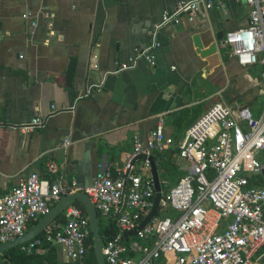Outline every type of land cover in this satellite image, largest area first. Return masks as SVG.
Wrapping results in <instances>:
<instances>
[{"label": "crops", "instance_id": "1", "mask_svg": "<svg viewBox=\"0 0 264 264\" xmlns=\"http://www.w3.org/2000/svg\"><path fill=\"white\" fill-rule=\"evenodd\" d=\"M178 1L0 0V195L29 174L43 176L47 160L57 164L65 182L82 190L95 179L97 165L110 171L124 165L132 136L145 139L161 120L173 147L213 102L258 115L264 92L258 69L240 68L215 40L218 32L223 37L246 26L250 7L243 2L224 0L199 10L191 24L163 26L152 67L137 59L116 71V64L149 46V31ZM193 35L203 49L215 45L214 52L200 58ZM70 59L67 88L63 76ZM13 71H23L24 78ZM32 117L43 119L42 127L26 135L10 129ZM172 150L164 153L171 166L163 153L155 164L165 189L184 174ZM159 167L161 177L170 167L176 174L162 180ZM61 254L56 248L38 255L71 264Z\"/></svg>", "mask_w": 264, "mask_h": 264}, {"label": "built area", "instance_id": "2", "mask_svg": "<svg viewBox=\"0 0 264 264\" xmlns=\"http://www.w3.org/2000/svg\"><path fill=\"white\" fill-rule=\"evenodd\" d=\"M222 1H178L149 31V46L136 51L128 63L116 64V71L133 66L137 59L152 67L160 28L183 20L191 24L199 10H210ZM234 1L248 5L250 12L245 27L222 37L223 47L240 68L256 67L264 85V0ZM50 109L55 111L53 105ZM42 125L43 119L32 117L10 129L26 135ZM243 126L248 130L243 131ZM170 148L176 150L184 174L170 188L159 185L154 215L136 230L155 195L146 159ZM137 155L145 159L130 165ZM97 171L88 187L77 190L73 181L61 178L57 164L47 160L43 176L29 174L0 195V244L20 237L60 197L77 191L88 197L103 223L113 222L115 234L101 245L105 264H264V92L256 116L213 102L173 147L158 120L145 139L132 136L131 154L123 166L110 171L97 165ZM61 219L18 246V253L32 256L60 248L65 262L86 264L90 237L86 215L70 204ZM132 230L133 237H122Z\"/></svg>", "mask_w": 264, "mask_h": 264}, {"label": "water", "instance_id": "3", "mask_svg": "<svg viewBox=\"0 0 264 264\" xmlns=\"http://www.w3.org/2000/svg\"><path fill=\"white\" fill-rule=\"evenodd\" d=\"M191 40L194 48L196 49V53L199 55L200 58L212 54L215 50V45H210L206 49H203L197 35H193L191 37ZM215 40L218 42L220 46L218 49L222 50L224 47L222 44L221 32L215 34ZM73 68H74V61L70 59L68 61L63 76V84L67 88H69L71 84ZM11 74L13 76H20L22 79L24 78L25 75L23 71H13ZM247 130L248 128L246 126H243V131H247ZM144 159H145L144 155H137L130 161V165L135 161L144 160ZM146 160L149 164L150 175L154 185L155 195L151 208L149 209L148 213L144 216V218L142 219L141 223L136 228V230H140L148 222V220L154 215L157 207V202L159 199L160 186L158 181L156 165L152 157H148ZM70 204H79L81 206L88 221L89 232L92 243V252L95 259V263L105 264L103 261V257L101 255L102 241L99 234V222H98L97 214L88 197L82 192H77V191L60 197L57 203L51 207L48 213L40 217L32 225H30V227L20 237H17L12 241H8L0 244V256L5 252H8L13 249H17L18 246L25 244L30 240L38 237L41 234V232L44 230V228L55 222L56 219L61 216L62 211ZM134 235H135V230H132L129 232H124L122 234V237H133ZM6 263H7L6 261H2V264H6Z\"/></svg>", "mask_w": 264, "mask_h": 264}, {"label": "trees", "instance_id": "4", "mask_svg": "<svg viewBox=\"0 0 264 264\" xmlns=\"http://www.w3.org/2000/svg\"><path fill=\"white\" fill-rule=\"evenodd\" d=\"M251 68H253V67L243 68V69L248 70V69H251ZM256 69L254 68V69H252L250 71H253L255 73V72H257ZM170 153H175L176 154V150L173 149L172 152H170ZM159 155L160 154L157 153V154H155L152 157V159H153L155 164L159 163V159L161 158ZM163 155H164V157L166 155V157H165L166 164L168 163V164H170L169 166H171L172 161L170 163V160H171V159H169L170 155H167V154H164V153H163ZM169 169L171 170V167ZM75 205L78 206L80 209H82L79 204H75ZM61 220L62 219H61V216H60L59 218L56 219L55 223L61 222ZM98 222H99V234H100V237H101V241L103 243L105 240L110 239L115 234V228H114V225H113L112 221L108 220L107 222L103 223L102 220L100 218H98ZM138 243L140 245L148 244V243H144V242H138ZM88 244H89V248H88L86 256H85V263L86 264H96L94 256H93V252H92L91 237L88 238ZM51 250L52 249H47V251H51ZM33 257H36V255L23 256V255L18 253L17 249H13V250H10L8 252L3 253L0 256V261H6L8 264H26L27 261H29ZM43 263L44 264H55V263H53V261H44Z\"/></svg>", "mask_w": 264, "mask_h": 264}, {"label": "rangeland", "instance_id": "5", "mask_svg": "<svg viewBox=\"0 0 264 264\" xmlns=\"http://www.w3.org/2000/svg\"><path fill=\"white\" fill-rule=\"evenodd\" d=\"M222 53L223 54H225V53H227V49H222ZM136 166H138V163H136ZM160 167H159V172H158V174L160 175L159 177L160 178H164V179H162V180H166V181H170V178H171V174H176V172H174V171H172V170H166L165 171V175L164 176H162L161 177V175H162V173H160ZM161 186V188H163L164 189V185H160ZM173 185H171V186H169L168 188H170V187H172ZM49 260V258H47V256H45V255H41V256H39L38 254L36 255V257H33V258H31L29 261H27V263L26 264H44L43 262L44 261H48Z\"/></svg>", "mask_w": 264, "mask_h": 264}]
</instances>
